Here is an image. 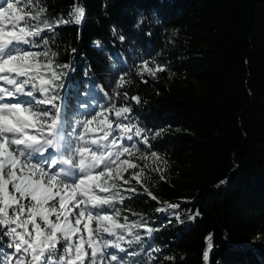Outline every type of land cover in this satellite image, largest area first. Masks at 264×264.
I'll return each instance as SVG.
<instances>
[{"label":"trees","instance_id":"16d2710c","mask_svg":"<svg viewBox=\"0 0 264 264\" xmlns=\"http://www.w3.org/2000/svg\"><path fill=\"white\" fill-rule=\"evenodd\" d=\"M80 2L86 10L82 24L56 28L53 46L58 63L75 67L66 82L67 119H79L78 103H108L127 74L132 83L118 90L114 102L123 106L127 92L132 122L149 135L164 130L150 141L151 150L176 176L131 181L138 194L120 206L123 215L129 222L143 217L154 231L137 229L142 242L124 247L138 255L125 258L133 264H264V0ZM42 3L49 18L58 19L67 18L76 0ZM142 60L167 68L142 80ZM110 115L115 120L114 111ZM124 143L150 152L138 138ZM173 203L179 207L170 208Z\"/></svg>","mask_w":264,"mask_h":264},{"label":"snow or ice","instance_id":"6c2138e0","mask_svg":"<svg viewBox=\"0 0 264 264\" xmlns=\"http://www.w3.org/2000/svg\"><path fill=\"white\" fill-rule=\"evenodd\" d=\"M85 11L76 0L67 18H49L42 0H0V264H133L125 257L138 253L129 252L124 243L139 245V228L147 235L154 231L143 217L129 222L120 207L138 194L131 181L142 184L145 177L148 166L137 160L150 154L153 163L167 165L150 142L164 130L149 135L151 130L132 122L127 92L123 106L114 102L121 95L118 90L132 83L127 74L117 80L108 103H78L84 115L71 122L66 116V82L75 67L71 61L57 62L55 30L81 25ZM49 32L51 40L45 35ZM112 34L116 36L115 26ZM100 43L94 41L97 47ZM166 68L165 63L142 60L137 75L155 78ZM130 99L140 103L139 96ZM112 111L115 120L108 116ZM134 138L150 152L123 142ZM144 192L156 199L146 186ZM207 247L212 249V243ZM203 258L209 260L208 250Z\"/></svg>","mask_w":264,"mask_h":264},{"label":"rangeland","instance_id":"374dc122","mask_svg":"<svg viewBox=\"0 0 264 264\" xmlns=\"http://www.w3.org/2000/svg\"><path fill=\"white\" fill-rule=\"evenodd\" d=\"M149 67H152L155 69V65L149 64ZM78 109L80 110L78 115L80 116L79 118H81L84 115V110L80 108ZM89 111H91V109H89ZM110 114L111 112L108 113L109 118L113 119ZM68 121L70 122L71 120L69 119ZM145 164H147L148 166V168L146 169L145 177H150V178L142 177L141 178L142 184H146V181H153L155 179V176L156 178L163 179V180H172L176 178L175 174L170 170L168 165H165L161 162L153 163V159L150 157V155H149V158L145 160ZM138 170L139 169L135 171H138ZM150 192L153 193L152 190H150Z\"/></svg>","mask_w":264,"mask_h":264}]
</instances>
